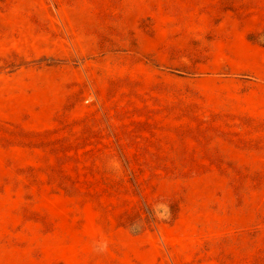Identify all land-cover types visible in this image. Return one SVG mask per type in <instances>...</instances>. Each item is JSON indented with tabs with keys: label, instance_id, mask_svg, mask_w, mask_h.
Wrapping results in <instances>:
<instances>
[{
	"label": "rangeland",
	"instance_id": "obj_1",
	"mask_svg": "<svg viewBox=\"0 0 264 264\" xmlns=\"http://www.w3.org/2000/svg\"><path fill=\"white\" fill-rule=\"evenodd\" d=\"M234 17L264 48V0H0V264H264V138L162 152L145 91L256 65Z\"/></svg>",
	"mask_w": 264,
	"mask_h": 264
},
{
	"label": "crops",
	"instance_id": "obj_2",
	"mask_svg": "<svg viewBox=\"0 0 264 264\" xmlns=\"http://www.w3.org/2000/svg\"><path fill=\"white\" fill-rule=\"evenodd\" d=\"M231 1L238 5L248 0ZM229 21L234 38L240 39L232 45V53L248 59L257 57L256 65L193 67L173 74L174 81L156 69L160 80L145 82L147 102L159 111L157 122L176 129L172 138L175 144L163 142L162 152L177 147L185 156L240 155L241 148L252 145L250 140L264 138V48L245 38L247 20L234 17ZM224 23L219 20L216 26ZM254 31L259 32V26ZM148 97L156 101L151 103ZM193 165L221 167L210 162Z\"/></svg>",
	"mask_w": 264,
	"mask_h": 264
},
{
	"label": "clouds",
	"instance_id": "obj_3",
	"mask_svg": "<svg viewBox=\"0 0 264 264\" xmlns=\"http://www.w3.org/2000/svg\"><path fill=\"white\" fill-rule=\"evenodd\" d=\"M93 248L97 252H104L107 250V242H102V243L94 242Z\"/></svg>",
	"mask_w": 264,
	"mask_h": 264
}]
</instances>
